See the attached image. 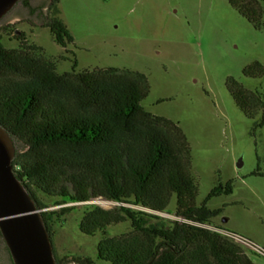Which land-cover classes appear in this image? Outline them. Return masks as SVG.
<instances>
[{"label":"trees","instance_id":"16d2710c","mask_svg":"<svg viewBox=\"0 0 264 264\" xmlns=\"http://www.w3.org/2000/svg\"><path fill=\"white\" fill-rule=\"evenodd\" d=\"M31 0L18 4L41 20L25 21L45 27L53 41L66 48L73 39L58 17L59 0ZM254 30H264V0H227ZM17 6V5H16ZM45 9V14L42 13ZM36 18V19H37ZM20 24V23H19ZM18 24L0 28V127L22 149L12 162L41 215L51 238L54 212H44L34 190L59 200L57 205H85L106 201L117 206L84 210L78 224L82 235L101 238L97 261L109 264H254L243 247L203 226L211 225L221 210L206 202L232 193V182L218 185L196 205L198 187L191 175L187 140L170 120L153 116L141 106L149 87L144 75L116 69L58 74L56 63L28 42ZM16 41L5 48L2 41ZM246 78L264 76L254 63ZM227 89L236 107L248 119L260 112L263 95L246 90L233 79ZM264 93V88H263ZM176 200L174 213L168 207ZM72 208V207H71ZM69 212L70 208H62ZM174 215V221L158 216ZM129 223L126 233L109 236L107 228ZM0 245L8 250L0 234ZM57 264H94L88 258L63 257Z\"/></svg>","mask_w":264,"mask_h":264},{"label":"rangeland","instance_id":"374dc122","mask_svg":"<svg viewBox=\"0 0 264 264\" xmlns=\"http://www.w3.org/2000/svg\"><path fill=\"white\" fill-rule=\"evenodd\" d=\"M31 4L35 7L40 1ZM57 9L73 39L65 49L47 28L25 22L33 19L39 25L41 20L30 17L21 4L0 21V28L18 24L28 42L55 61L58 74L72 72L76 62L75 72L112 68L144 75L149 92L142 108L177 124L187 140L191 175L198 187L196 205L218 185L232 182L230 195L206 202L209 210H221L207 226L264 251V124L258 126L262 113L246 118L227 89L228 79H233L246 90L261 93L264 103V76L250 79L243 74L256 62L264 67V30H254L227 0H59ZM41 11L45 14V9ZM2 43L5 48L18 47L16 41ZM15 148L22 146L15 142ZM34 194L46 207L44 212L56 213L50 225L58 259L109 264L96 258L101 234L82 235L78 224L84 210L93 206L108 210L115 203L57 205L56 198L37 190ZM175 205L173 197L167 212L173 214ZM129 230L130 224L123 223L108 227L107 234ZM243 249L254 264H264V257ZM0 264H11L2 245Z\"/></svg>","mask_w":264,"mask_h":264},{"label":"water","instance_id":"95a60500","mask_svg":"<svg viewBox=\"0 0 264 264\" xmlns=\"http://www.w3.org/2000/svg\"><path fill=\"white\" fill-rule=\"evenodd\" d=\"M21 0H0V21ZM15 141L0 127V234L12 264H57L41 211L13 171ZM241 166V161L237 167Z\"/></svg>","mask_w":264,"mask_h":264},{"label":"built area","instance_id":"2783aa9c","mask_svg":"<svg viewBox=\"0 0 264 264\" xmlns=\"http://www.w3.org/2000/svg\"><path fill=\"white\" fill-rule=\"evenodd\" d=\"M158 216H160V217L163 218V219H166V218H170L171 215H170V214H166V213H162V214H159ZM203 227H205V228H207V229H209V230H211V231H214V232H216V233H219V234H221V235H223V236H226V237L232 239L234 242H236V243H237L238 245H240L241 247H247V248H248L249 250H251L253 253L258 254V255L264 257V251L261 250L260 248L256 247V246L250 244V243H247V242H244V241H242V240H240V239H238V238H235V237H234L233 235H231V234L224 233V232H222L219 228H212V227H209V226H207V225H205V226H203Z\"/></svg>","mask_w":264,"mask_h":264},{"label":"flooded vegetation","instance_id":"af4514ba","mask_svg":"<svg viewBox=\"0 0 264 264\" xmlns=\"http://www.w3.org/2000/svg\"><path fill=\"white\" fill-rule=\"evenodd\" d=\"M17 5H19V4H17ZM15 7H16V6H15ZM7 257H8V259H9L10 263L12 264V261H11V258H10V256H9V253L7 254Z\"/></svg>","mask_w":264,"mask_h":264}]
</instances>
